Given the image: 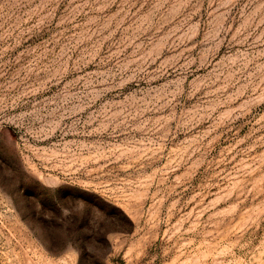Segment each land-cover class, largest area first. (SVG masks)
<instances>
[{
  "label": "rangeland",
  "instance_id": "obj_1",
  "mask_svg": "<svg viewBox=\"0 0 264 264\" xmlns=\"http://www.w3.org/2000/svg\"><path fill=\"white\" fill-rule=\"evenodd\" d=\"M264 264V0H0V264Z\"/></svg>",
  "mask_w": 264,
  "mask_h": 264
},
{
  "label": "trees",
  "instance_id": "obj_2",
  "mask_svg": "<svg viewBox=\"0 0 264 264\" xmlns=\"http://www.w3.org/2000/svg\"><path fill=\"white\" fill-rule=\"evenodd\" d=\"M82 253H83V250L82 251L78 250L79 256H78L77 264H103L100 258L83 260Z\"/></svg>",
  "mask_w": 264,
  "mask_h": 264
}]
</instances>
